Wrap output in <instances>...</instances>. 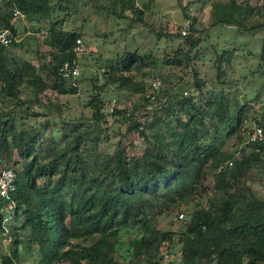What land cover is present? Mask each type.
I'll use <instances>...</instances> for the list:
<instances>
[{
  "label": "trees",
  "instance_id": "trees-1",
  "mask_svg": "<svg viewBox=\"0 0 264 264\" xmlns=\"http://www.w3.org/2000/svg\"><path fill=\"white\" fill-rule=\"evenodd\" d=\"M71 1L0 0V29L15 38V9L48 26L38 62L0 46V168L17 171L11 197L0 194L2 264H23L37 254L33 264H264V191L253 184L264 179V137L250 140L254 127L245 133L250 98L231 99L224 89L206 94L195 65L204 31L235 25L240 33L262 32L257 70L264 75V3L188 0L203 1L200 10L211 6L208 27L183 5L189 23L174 34L183 37L177 48L162 60L138 50L105 58L103 81L98 75L92 80L87 111L71 116L59 96L79 88L60 67L80 60L77 39L86 30L67 29L64 18L54 16ZM153 1L94 6L120 17L131 10L143 20ZM239 47L215 49V81L232 83L226 66L233 68L245 46ZM153 79L166 86L150 92ZM110 90L117 97L107 112ZM125 91L139 99L119 107ZM110 114L127 124L112 151ZM254 118L264 129V111ZM131 131L143 136V146L135 145ZM234 136L238 146L228 149L227 138ZM162 215L171 216V225L158 223Z\"/></svg>",
  "mask_w": 264,
  "mask_h": 264
},
{
  "label": "rangeland",
  "instance_id": "rangeland-1",
  "mask_svg": "<svg viewBox=\"0 0 264 264\" xmlns=\"http://www.w3.org/2000/svg\"><path fill=\"white\" fill-rule=\"evenodd\" d=\"M182 1L183 3L180 4L178 0H154L151 7L146 10L143 20L138 19L137 14L131 10H127L126 17H120L113 12L108 13L106 6H100V9L95 8L94 5L96 3L106 4L107 0H97L96 2L73 0L64 9L57 8L54 16L56 18H64L62 25L65 28L81 27L86 30V35L83 38L84 49L80 55L82 77L78 86L79 93L61 94L59 96L60 100L70 107L66 114L73 116L80 115L83 110L87 111L86 103L95 92L92 89V80L98 75L100 82L103 81L102 71L105 58H115L124 50H138L142 53L153 52L162 60L167 52L177 48L183 37H175L174 34L177 32L178 26L183 25L185 27L189 23V19L183 11V5L188 6V12L199 17L200 26L208 27L211 19V6L200 10L199 7L203 1L192 3H188V0ZM251 1L259 4L264 3V0ZM66 3L67 1L64 4ZM17 26V42L11 44L9 46L10 49L12 52L38 62V54L46 51L47 48L45 40L48 36V26L32 22L27 18H19ZM166 32L172 34L171 37H167L165 35ZM203 34H206L207 37L196 48V50H200L202 56L195 63L201 76L206 80L203 89L206 94L211 93V91L219 92L224 89L231 99L235 95L242 101H246L245 96L250 98L251 108L247 112V122L245 123V133L249 134V129L253 128L257 123L254 118L255 115L261 117L264 111V75L257 70L262 32L254 30L240 33L235 25H217L211 27L209 31H204ZM18 43L19 45H16ZM232 46L245 47L243 50L240 49L238 51L233 68L226 66L227 75L225 79L232 83L223 84L214 80L216 75L214 66L215 49L222 51ZM170 68L169 66L164 67L166 71H171ZM176 80L175 78L174 82ZM153 81L154 79L151 80V83ZM161 86H166V81L165 83L162 81L160 88ZM259 92L260 98L257 99L256 95ZM124 94L126 100L120 103L119 107L131 106L139 99V94H133L129 91H125ZM184 94H188V91L185 90ZM108 97L109 101L107 102L106 111L112 112L117 92L110 90ZM151 107L152 105L149 108ZM115 117L116 115L113 114L109 116V123L113 126L109 129L108 134L111 143L109 151L114 149L116 142L121 138L122 130L127 126V124L114 122ZM129 136L134 139L135 145L143 146L144 138L139 132L131 131ZM238 143V138L234 136L227 138L226 146L228 149H235ZM259 172L260 176H264V168L260 169ZM253 184L260 192L264 191V179ZM172 217L173 220L177 219L176 215ZM178 218H183L180 213ZM170 219L171 216L162 215L158 217V223H162L167 227L171 225ZM10 242V240L6 239L3 245L4 251L9 250ZM38 258L39 255L37 254L32 258L26 259L23 264H33ZM0 264H2L1 258Z\"/></svg>",
  "mask_w": 264,
  "mask_h": 264
},
{
  "label": "built area",
  "instance_id": "built-area-1",
  "mask_svg": "<svg viewBox=\"0 0 264 264\" xmlns=\"http://www.w3.org/2000/svg\"><path fill=\"white\" fill-rule=\"evenodd\" d=\"M26 17V14L21 11L20 9H15L14 11V19L22 18L24 19ZM183 34L187 33V29L184 28L182 30ZM15 36L12 33V31L8 28L0 29V46H9L13 43L15 40ZM84 43L82 38L77 39V50L79 53V56L83 52ZM60 73L67 79L71 81V84L73 86H79L80 85V79L82 76V67L79 59H74L73 61H66L64 64L60 67ZM160 86V80L156 79L152 82V90L150 92H153L154 90H157ZM149 95V94H148ZM155 95H152V98H154ZM264 137V129L261 126L255 125L253 132L250 134L249 139L250 140H261ZM230 165L233 163L232 161L228 162ZM16 177H17V171L12 167H5L0 168V194L5 197H11L12 193L16 189ZM14 203L11 202L9 204V207H13ZM181 217H184V212L180 213Z\"/></svg>",
  "mask_w": 264,
  "mask_h": 264
},
{
  "label": "crops",
  "instance_id": "crops-1",
  "mask_svg": "<svg viewBox=\"0 0 264 264\" xmlns=\"http://www.w3.org/2000/svg\"><path fill=\"white\" fill-rule=\"evenodd\" d=\"M16 26H17V23H16ZM17 29H18V26H17ZM30 60H32L33 62H36L35 60H33V59H30Z\"/></svg>",
  "mask_w": 264,
  "mask_h": 264
}]
</instances>
